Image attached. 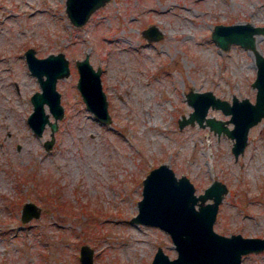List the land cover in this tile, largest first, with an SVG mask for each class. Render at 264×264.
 Instances as JSON below:
<instances>
[{"label": "rangeland", "instance_id": "1", "mask_svg": "<svg viewBox=\"0 0 264 264\" xmlns=\"http://www.w3.org/2000/svg\"><path fill=\"white\" fill-rule=\"evenodd\" d=\"M246 20L264 23V0H106L79 25L65 0H0V264H81L82 243L94 264H151L158 245L175 256L166 229L131 219L144 175L160 162L188 175L195 192L214 178L227 184L215 230L264 236V116L237 156L226 133L178 125L192 109L190 88L254 100L251 50L222 48L211 37L216 22ZM148 24L162 36L147 38ZM256 41L264 52V33ZM29 45L69 58L70 73L57 80L64 113L49 148L50 126L37 134L27 121L40 88L24 56ZM86 52L102 67L110 122L95 118L76 86L75 59ZM207 113L228 116L213 106ZM28 198L41 211L23 221ZM241 263L264 264V248L243 253Z\"/></svg>", "mask_w": 264, "mask_h": 264}, {"label": "water", "instance_id": "2", "mask_svg": "<svg viewBox=\"0 0 264 264\" xmlns=\"http://www.w3.org/2000/svg\"><path fill=\"white\" fill-rule=\"evenodd\" d=\"M105 1L65 0V10L70 20L79 25ZM260 32L264 33V23L255 24L249 20L216 22L211 29V37L220 47L227 48L231 43H238L253 53L256 64V73L251 81L256 87L254 100L247 95L240 97L236 94L228 99L211 89L190 88L185 96L192 109L178 118L179 126L197 122L201 126L208 125L218 133H226L233 138L231 149L235 156L244 150L250 126L264 116V52L256 41V35ZM143 33L147 38L162 36V31L155 24L145 26ZM24 56L29 70L36 75L40 85L30 95L32 109L27 114V121L37 134L42 133L46 124L50 126V136L44 140V146L49 148L54 140L58 118L64 113L57 80L70 73L69 58L62 50L38 55L31 45L24 49ZM75 63L78 70L76 86L86 107L98 120L110 122L112 116L101 80L102 67L92 64L88 52L76 58ZM209 106L220 108L228 116L208 114ZM50 112L53 118H50ZM227 190L224 181L214 178L202 191L195 192L189 176L177 175L169 163L160 162L152 166L142 179V196L137 201L138 210L131 219L166 229L177 254L170 257L158 245L151 264H242L243 253L263 249L264 236L243 235L239 231L225 234L214 229L218 206ZM40 211L39 204L28 198L22 203L20 218L29 220L39 216ZM79 259L81 264H94L93 249L89 244H81Z\"/></svg>", "mask_w": 264, "mask_h": 264}, {"label": "trees", "instance_id": "3", "mask_svg": "<svg viewBox=\"0 0 264 264\" xmlns=\"http://www.w3.org/2000/svg\"><path fill=\"white\" fill-rule=\"evenodd\" d=\"M59 205H61L62 207L65 206V203L64 202H59Z\"/></svg>", "mask_w": 264, "mask_h": 264}, {"label": "bare ground", "instance_id": "4", "mask_svg": "<svg viewBox=\"0 0 264 264\" xmlns=\"http://www.w3.org/2000/svg\"><path fill=\"white\" fill-rule=\"evenodd\" d=\"M166 11V10H165ZM257 16V15H256ZM255 18V17H254ZM258 22H260V21H258ZM263 22V21H262Z\"/></svg>", "mask_w": 264, "mask_h": 264}]
</instances>
